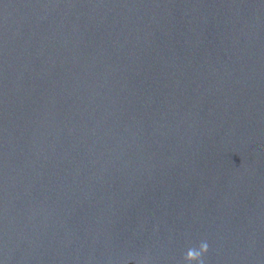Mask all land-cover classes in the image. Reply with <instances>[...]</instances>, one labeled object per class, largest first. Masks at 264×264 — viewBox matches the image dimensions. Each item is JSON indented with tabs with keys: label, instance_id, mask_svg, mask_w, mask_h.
I'll return each mask as SVG.
<instances>
[{
	"label": "water",
	"instance_id": "95a60500",
	"mask_svg": "<svg viewBox=\"0 0 264 264\" xmlns=\"http://www.w3.org/2000/svg\"><path fill=\"white\" fill-rule=\"evenodd\" d=\"M201 241L264 264V0H0V264Z\"/></svg>",
	"mask_w": 264,
	"mask_h": 264
},
{
	"label": "clouds",
	"instance_id": "9594fccd",
	"mask_svg": "<svg viewBox=\"0 0 264 264\" xmlns=\"http://www.w3.org/2000/svg\"><path fill=\"white\" fill-rule=\"evenodd\" d=\"M208 251V244L206 241H201L198 247L189 248L184 256L183 260L185 264H190L192 260H196L197 264H204L203 256Z\"/></svg>",
	"mask_w": 264,
	"mask_h": 264
}]
</instances>
